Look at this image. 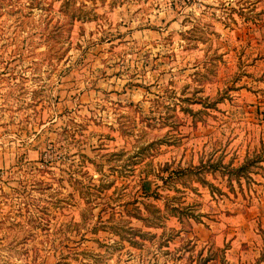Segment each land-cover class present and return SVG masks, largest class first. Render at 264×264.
Instances as JSON below:
<instances>
[{
	"label": "rangeland",
	"instance_id": "rangeland-1",
	"mask_svg": "<svg viewBox=\"0 0 264 264\" xmlns=\"http://www.w3.org/2000/svg\"><path fill=\"white\" fill-rule=\"evenodd\" d=\"M63 4L0 8V219L48 223L0 264H264V160L227 172L264 145V0Z\"/></svg>",
	"mask_w": 264,
	"mask_h": 264
},
{
	"label": "trees",
	"instance_id": "trees-1",
	"mask_svg": "<svg viewBox=\"0 0 264 264\" xmlns=\"http://www.w3.org/2000/svg\"><path fill=\"white\" fill-rule=\"evenodd\" d=\"M17 2L19 3V0H0V8H5V10L8 11H14L13 8H16L17 6ZM30 2L32 3L33 0H30ZM63 5L68 3V0H63ZM264 160V145L262 146L261 150L259 153H256L252 158H247L245 162H243L240 166L232 168L230 167V169H228V173L235 174V176H242L243 174H245L247 172V170L249 169V165H254L260 161ZM229 163L225 164L224 167H229ZM185 169H179L176 171H170V175L174 174V175H184L185 173ZM179 177V176H178ZM170 178V176L168 177ZM171 179V178H170ZM142 191L146 194V195H151L149 193H147L145 186L142 184L141 185ZM25 208L28 209V203H25ZM33 207L35 205H32ZM21 209V207H19ZM137 212H133L131 216H134L135 218L138 219H142V220H149L147 217H143L140 215V213L138 212V208H134ZM181 207L179 206H171L170 207V211L172 212L173 216H177V214L179 213ZM146 210H148V208H146ZM156 210V209H155ZM9 212H7L2 219H0V228L2 227L1 225H6L5 227V232L7 233V237L11 238V239H16L17 235H21L24 236V238H26L25 235H29L30 233V229H27L25 227L26 224H30L33 228H42L46 229L47 226V220L43 219L42 216L40 215H35V214H28L26 216H22L23 220H21V216L16 217V214H8ZM18 216V215H17ZM20 218V219H19ZM157 218V217H156ZM45 220V221H44ZM148 226L150 227H161V225L156 222V221H148ZM0 231H2V229H0ZM125 232L128 234L126 236V240L132 244H138V241L134 239V237L137 235H142L143 236V232H140L136 229H133L131 227L127 228L125 230ZM142 236H140L141 239H144ZM169 239H167L168 241Z\"/></svg>",
	"mask_w": 264,
	"mask_h": 264
}]
</instances>
